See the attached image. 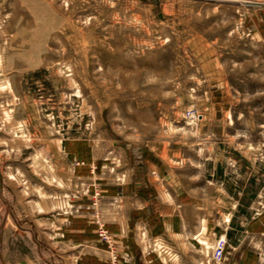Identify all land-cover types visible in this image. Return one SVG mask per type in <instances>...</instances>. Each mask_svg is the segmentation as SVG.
I'll return each mask as SVG.
<instances>
[{
	"label": "rangeland",
	"instance_id": "374dc122",
	"mask_svg": "<svg viewBox=\"0 0 264 264\" xmlns=\"http://www.w3.org/2000/svg\"><path fill=\"white\" fill-rule=\"evenodd\" d=\"M1 223L0 264H264V0H0Z\"/></svg>",
	"mask_w": 264,
	"mask_h": 264
},
{
	"label": "crops",
	"instance_id": "0c3cea01",
	"mask_svg": "<svg viewBox=\"0 0 264 264\" xmlns=\"http://www.w3.org/2000/svg\"><path fill=\"white\" fill-rule=\"evenodd\" d=\"M260 212L261 210H259V208H256L251 206L250 208V215L248 217H245V220H247L249 223L253 224L256 226L259 224V219H260ZM236 219V218H235ZM245 225H247V222L243 221ZM6 224V223H5ZM5 224H0V260H3L4 259V250H3V244H4V237L7 235V232L4 231V229H6V225ZM236 220H231L230 222V225H229V228H231V230H233V233L236 229ZM226 235L227 237L229 236L230 237V234L227 230V227H226ZM232 233V232H231ZM234 236V234H233ZM234 244H237L236 241H233Z\"/></svg>",
	"mask_w": 264,
	"mask_h": 264
},
{
	"label": "built area",
	"instance_id": "2783aa9c",
	"mask_svg": "<svg viewBox=\"0 0 264 264\" xmlns=\"http://www.w3.org/2000/svg\"><path fill=\"white\" fill-rule=\"evenodd\" d=\"M100 234L102 237H107L106 232L103 228L100 229ZM226 249H227V240L225 237H219L214 245L213 251H212V260L215 262H221L224 257H225V253H226ZM116 262V256L113 258L112 260V264H114Z\"/></svg>",
	"mask_w": 264,
	"mask_h": 264
}]
</instances>
